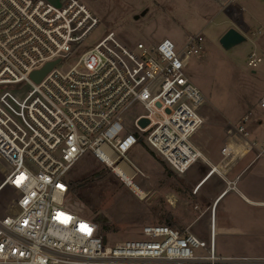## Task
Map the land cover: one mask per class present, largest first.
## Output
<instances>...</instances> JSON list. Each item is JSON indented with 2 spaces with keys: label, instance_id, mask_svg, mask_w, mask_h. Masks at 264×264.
<instances>
[{
  "label": "built area",
  "instance_id": "2783aa9c",
  "mask_svg": "<svg viewBox=\"0 0 264 264\" xmlns=\"http://www.w3.org/2000/svg\"><path fill=\"white\" fill-rule=\"evenodd\" d=\"M217 1L230 19L242 20L240 0ZM99 25L81 0H0V158L11 166L0 190L18 192L0 217V264H264V256L220 254L214 223L209 241L148 224L140 238L110 246L95 220L71 208L68 175L87 154L129 187L117 169L134 182L139 170L126 161L139 143L178 175L205 161L193 142L204 97L186 75L202 35L183 48L170 38L131 47L109 31L88 45ZM57 61L34 82L35 71ZM261 62L253 52L248 66ZM136 106L146 113L132 121ZM259 108L264 114V97ZM248 121L228 131L221 163L264 152V138L260 148L249 140Z\"/></svg>",
  "mask_w": 264,
  "mask_h": 264
},
{
  "label": "rangeland",
  "instance_id": "374dc122",
  "mask_svg": "<svg viewBox=\"0 0 264 264\" xmlns=\"http://www.w3.org/2000/svg\"><path fill=\"white\" fill-rule=\"evenodd\" d=\"M81 1L100 19L88 45L109 31L131 47L139 42L170 38L178 48H183L189 37L202 35V51L191 59L186 75L204 97L200 108L204 123L193 142L203 151L205 161L178 175L151 148L139 143L127 155V164L139 170L129 187L110 168L87 154L68 175L71 208L95 220L110 246L140 238L145 225L168 222L209 241L212 208L217 197L229 189L216 211L218 249L225 254L264 256V206H251L240 200L231 190L234 180L227 176L234 165H227L232 157L221 163L228 131L247 116L249 140H258L260 148L264 138V114L259 108L264 97V0H240L244 12L239 22L230 19L222 8V15L216 13L219 6L215 0ZM230 28L239 30L247 40L226 50L220 40ZM253 52L262 58L256 68L248 66ZM145 113L143 107L136 106L128 116L133 121ZM260 118L263 125L257 130ZM230 150L233 156L239 152V148ZM216 165L223 172L213 175L199 188ZM10 169L0 158V184ZM17 196L11 186L0 190V217L9 212Z\"/></svg>",
  "mask_w": 264,
  "mask_h": 264
},
{
  "label": "crops",
  "instance_id": "0c3cea01",
  "mask_svg": "<svg viewBox=\"0 0 264 264\" xmlns=\"http://www.w3.org/2000/svg\"><path fill=\"white\" fill-rule=\"evenodd\" d=\"M218 6H219V10L216 13L221 14L220 13L221 6L219 2H218ZM256 123L258 125L256 129L259 130L263 125L262 119L260 118ZM255 151L250 152L249 154L244 156L242 159H240L235 165L230 167L228 169L229 172L227 173V176L234 180L232 182L233 187L231 188V190H234L236 192L240 200H243L244 203L251 205V206L262 207L264 206V152L260 154L259 152L255 153ZM221 166L220 165L213 166L216 169L214 170L212 169L205 176L203 181H201L198 187L199 188L202 187L213 175L218 174V173L221 174L223 172V170L221 169ZM128 168L132 172H135V170H133L129 165H128ZM227 191L229 192V189L225 190L219 197H217L216 203L213 206L214 209L212 208L210 229H211L212 224L214 223L216 233H217V224H218L217 217H216L217 206L220 204L224 196H226V194L224 195V193ZM220 223L222 225L223 224L225 225L223 221H221ZM215 241H216V238H215ZM216 246H217V242H216ZM217 250L222 255H235V254L242 255L241 253L225 254L218 249V246H217ZM243 255H246V254H243Z\"/></svg>",
  "mask_w": 264,
  "mask_h": 264
},
{
  "label": "water",
  "instance_id": "95a60500",
  "mask_svg": "<svg viewBox=\"0 0 264 264\" xmlns=\"http://www.w3.org/2000/svg\"><path fill=\"white\" fill-rule=\"evenodd\" d=\"M247 40V37L241 33L239 30L235 28H230L221 38L220 43L221 45L226 49L230 50L242 43H244ZM57 62L48 63L44 69L35 71L32 74V79L34 82L39 83L44 76L54 67ZM148 120L143 119L140 124L142 127H145L148 125ZM107 242V238H104V243Z\"/></svg>",
  "mask_w": 264,
  "mask_h": 264
},
{
  "label": "bare ground",
  "instance_id": "6f19581e",
  "mask_svg": "<svg viewBox=\"0 0 264 264\" xmlns=\"http://www.w3.org/2000/svg\"><path fill=\"white\" fill-rule=\"evenodd\" d=\"M213 170L214 169H216V168H212ZM118 172L119 173H121L122 175H125V176H127V181H128V183H129V185L130 186H133V181H131V177H130V175L127 173V175H126V170L122 167V166H120V167H118ZM214 226V225H213ZM214 229H215V226H214ZM210 233H212V226H211V229H210ZM215 238H216V232H215Z\"/></svg>",
  "mask_w": 264,
  "mask_h": 264
},
{
  "label": "trees",
  "instance_id": "16d2710c",
  "mask_svg": "<svg viewBox=\"0 0 264 264\" xmlns=\"http://www.w3.org/2000/svg\"><path fill=\"white\" fill-rule=\"evenodd\" d=\"M165 224L170 225V226L176 228L171 222H168V223H165ZM105 230H107V228H106ZM103 236H104V235H103ZM104 237H105V236H104Z\"/></svg>",
  "mask_w": 264,
  "mask_h": 264
},
{
  "label": "snow or ice",
  "instance_id": "6c2138e0",
  "mask_svg": "<svg viewBox=\"0 0 264 264\" xmlns=\"http://www.w3.org/2000/svg\"><path fill=\"white\" fill-rule=\"evenodd\" d=\"M16 183H19V181H16Z\"/></svg>",
  "mask_w": 264,
  "mask_h": 264
}]
</instances>
